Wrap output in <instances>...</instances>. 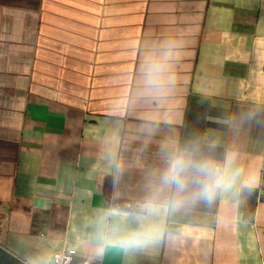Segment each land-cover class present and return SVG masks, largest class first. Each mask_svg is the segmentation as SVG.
Masks as SVG:
<instances>
[{
	"label": "crops",
	"instance_id": "crops-1",
	"mask_svg": "<svg viewBox=\"0 0 264 264\" xmlns=\"http://www.w3.org/2000/svg\"><path fill=\"white\" fill-rule=\"evenodd\" d=\"M176 150L241 175L211 201L199 177L178 193L160 179ZM137 218L159 239L106 242ZM67 249L264 264V0H0V264Z\"/></svg>",
	"mask_w": 264,
	"mask_h": 264
},
{
	"label": "clouds",
	"instance_id": "clouds-1",
	"mask_svg": "<svg viewBox=\"0 0 264 264\" xmlns=\"http://www.w3.org/2000/svg\"><path fill=\"white\" fill-rule=\"evenodd\" d=\"M156 70L155 66H149V74ZM225 166L231 169V177L226 178L223 170L209 159H194L191 154L176 150L169 155L168 167L161 176V183L165 186H174L178 193H182L195 177H199V191L192 193L195 199L211 201L217 191L230 188L236 178L241 175V169L236 166L235 156H229L225 160ZM247 186V185H245ZM182 201H175L179 205ZM154 208H145L144 214H154ZM138 227L134 230L121 232L115 229L106 242L130 251L145 246L159 239L160 232L155 224L137 218ZM98 251H102L98 250Z\"/></svg>",
	"mask_w": 264,
	"mask_h": 264
},
{
	"label": "built area",
	"instance_id": "built-area-1",
	"mask_svg": "<svg viewBox=\"0 0 264 264\" xmlns=\"http://www.w3.org/2000/svg\"><path fill=\"white\" fill-rule=\"evenodd\" d=\"M75 255H76L75 250L72 249L64 250L63 252L55 256V262L56 264H71Z\"/></svg>",
	"mask_w": 264,
	"mask_h": 264
},
{
	"label": "water",
	"instance_id": "water-1",
	"mask_svg": "<svg viewBox=\"0 0 264 264\" xmlns=\"http://www.w3.org/2000/svg\"><path fill=\"white\" fill-rule=\"evenodd\" d=\"M50 264H56L55 260H53Z\"/></svg>",
	"mask_w": 264,
	"mask_h": 264
},
{
	"label": "trees",
	"instance_id": "trees-1",
	"mask_svg": "<svg viewBox=\"0 0 264 264\" xmlns=\"http://www.w3.org/2000/svg\"><path fill=\"white\" fill-rule=\"evenodd\" d=\"M194 159H197V155H196V156H194Z\"/></svg>",
	"mask_w": 264,
	"mask_h": 264
}]
</instances>
